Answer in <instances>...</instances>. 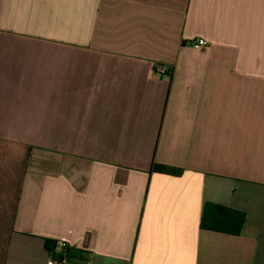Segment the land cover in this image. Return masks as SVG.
I'll use <instances>...</instances> for the list:
<instances>
[{"label":"crops","instance_id":"1","mask_svg":"<svg viewBox=\"0 0 264 264\" xmlns=\"http://www.w3.org/2000/svg\"><path fill=\"white\" fill-rule=\"evenodd\" d=\"M208 202L241 235L202 229ZM61 243L264 264V0H0V264Z\"/></svg>","mask_w":264,"mask_h":264},{"label":"trees","instance_id":"2","mask_svg":"<svg viewBox=\"0 0 264 264\" xmlns=\"http://www.w3.org/2000/svg\"><path fill=\"white\" fill-rule=\"evenodd\" d=\"M156 169L177 173L176 170L162 166H156ZM246 219V213L243 211L208 202L204 206L201 228L208 231L239 236L243 231Z\"/></svg>","mask_w":264,"mask_h":264},{"label":"built area","instance_id":"3","mask_svg":"<svg viewBox=\"0 0 264 264\" xmlns=\"http://www.w3.org/2000/svg\"><path fill=\"white\" fill-rule=\"evenodd\" d=\"M208 43L205 41H197L194 43V47L196 49H202L204 47H207ZM159 74H167L168 72V68L167 67H159L157 69ZM62 249L59 253V255H61L62 257H59L58 254H54L53 257L48 261L47 264H70L69 259H68V250L69 248L65 245V243H61L60 244Z\"/></svg>","mask_w":264,"mask_h":264},{"label":"water","instance_id":"4","mask_svg":"<svg viewBox=\"0 0 264 264\" xmlns=\"http://www.w3.org/2000/svg\"><path fill=\"white\" fill-rule=\"evenodd\" d=\"M55 247H56V243L53 242V241H51V242L49 243V248H50V249H55ZM59 257H62V256L59 255Z\"/></svg>","mask_w":264,"mask_h":264}]
</instances>
